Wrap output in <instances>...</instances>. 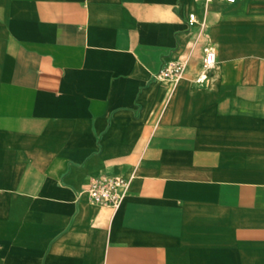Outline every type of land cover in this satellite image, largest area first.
I'll list each match as a JSON object with an SVG mask.
<instances>
[{"label": "crops", "instance_id": "obj_1", "mask_svg": "<svg viewBox=\"0 0 264 264\" xmlns=\"http://www.w3.org/2000/svg\"><path fill=\"white\" fill-rule=\"evenodd\" d=\"M0 264H264V0H0Z\"/></svg>", "mask_w": 264, "mask_h": 264}, {"label": "built area", "instance_id": "obj_2", "mask_svg": "<svg viewBox=\"0 0 264 264\" xmlns=\"http://www.w3.org/2000/svg\"><path fill=\"white\" fill-rule=\"evenodd\" d=\"M233 3L235 0H225ZM196 21L194 13L188 15V23ZM215 63V53L211 47L204 49L203 70H207ZM185 63L183 60L175 59L165 62L154 74V78L166 80L174 85L182 77ZM129 179L121 175H109L101 173L90 177L86 188V194L90 203L97 206L110 207L117 209L123 202L128 186Z\"/></svg>", "mask_w": 264, "mask_h": 264}]
</instances>
